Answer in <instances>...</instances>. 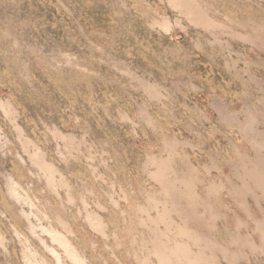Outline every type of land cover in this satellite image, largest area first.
I'll use <instances>...</instances> for the list:
<instances>
[{"label":"rangeland","instance_id":"374dc122","mask_svg":"<svg viewBox=\"0 0 264 264\" xmlns=\"http://www.w3.org/2000/svg\"><path fill=\"white\" fill-rule=\"evenodd\" d=\"M207 263L264 264V0H0V264Z\"/></svg>","mask_w":264,"mask_h":264},{"label":"bare ground","instance_id":"6f19581e","mask_svg":"<svg viewBox=\"0 0 264 264\" xmlns=\"http://www.w3.org/2000/svg\"><path fill=\"white\" fill-rule=\"evenodd\" d=\"M172 183V182H171ZM188 187V186H187ZM177 189V188H176ZM182 200V199H181ZM190 210V209H189ZM191 211V210H190ZM201 220V219H200ZM202 221V220H201ZM197 222V221H196ZM205 222V221H204ZM201 223V222H200ZM200 225V224H199ZM196 229V228H195ZM202 234V233H201ZM186 239V238H185ZM189 242V241H188ZM193 243V242H192ZM202 244V243H201ZM169 247V246H168ZM192 249V248H191ZM168 253V252H167ZM179 254V253H178ZM229 254V253H228ZM180 256V255H179ZM208 264V263H207Z\"/></svg>","mask_w":264,"mask_h":264}]
</instances>
